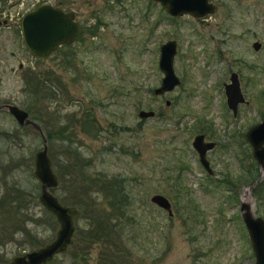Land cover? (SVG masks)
Masks as SVG:
<instances>
[{
	"label": "rangeland",
	"instance_id": "obj_1",
	"mask_svg": "<svg viewBox=\"0 0 264 264\" xmlns=\"http://www.w3.org/2000/svg\"><path fill=\"white\" fill-rule=\"evenodd\" d=\"M209 1L214 11L195 18L173 17L155 0H0L6 20L0 24V104L15 103L45 126L68 124L84 164L71 168L74 155L58 139L47 140L61 172L53 193L80 208L72 244L51 264H254L240 203L248 196L245 202L264 218V167L244 136L264 116V0ZM41 2L73 10L81 25L73 43L43 58L27 49L19 25ZM167 39L176 40L173 66L181 81L156 95L160 44ZM231 72L245 98L235 116L223 84ZM33 75L49 95L30 93ZM140 109L155 113L140 118ZM86 112L94 130L82 129ZM19 126L2 107L0 201L7 185L25 177L28 161L33 168L43 144L38 130ZM198 132L215 143L206 152L211 173L191 144ZM248 172L253 180L238 179ZM84 173L120 179L124 187L120 209H112L102 191L93 193L97 211L112 212L103 229L88 191L75 193ZM229 178L232 187L223 181ZM33 182L40 185L36 177ZM154 193L169 199L171 214L150 200ZM28 207L35 222L15 230L20 212L12 215L11 203H0V264L56 234L58 223L38 198Z\"/></svg>",
	"mask_w": 264,
	"mask_h": 264
},
{
	"label": "water",
	"instance_id": "obj_2",
	"mask_svg": "<svg viewBox=\"0 0 264 264\" xmlns=\"http://www.w3.org/2000/svg\"><path fill=\"white\" fill-rule=\"evenodd\" d=\"M171 16L176 17L185 13L191 14L195 18H203L215 9L213 2L209 0H155ZM20 32L22 40L27 49L36 57L43 58L49 56L63 44L73 43L81 32V25L75 19L73 11L64 10L60 6L48 2H41L34 8L27 10L20 18ZM255 49L261 45L260 41L252 43ZM176 52V40L167 39L160 44V54L158 65L163 72L159 85L152 89L156 95H162L174 89L181 81L175 73L173 58ZM21 67L22 64L20 63ZM224 91L227 106L232 110L233 115L237 113V106L244 102L245 98L240 88L239 79L236 72H231L228 82H224ZM166 104L170 103L166 99ZM5 107L15 118L20 126H30L38 130L43 138L42 147L34 153L33 175L40 182V192L38 199L42 206L53 215L58 223L56 234L52 240L41 246L32 248L22 254L14 255L9 264H51L54 256L63 253L72 241L75 233V218L80 214L77 205H67L62 203L58 196L53 193V189L59 185V178L52 166V160L48 153L47 137L39 123L33 120L29 112L15 103L0 104V109ZM152 109L138 110L140 118L154 115ZM245 139L252 146V155L258 165L264 167V116L251 126L244 134ZM193 148L198 153V158L203 167L209 172L212 169L206 152L214 146V141L204 140V135L198 132L194 135ZM150 200L158 206L172 213L169 199L161 194L154 193ZM240 215L248 232L252 251L254 254V264H264V218L255 214L245 201L240 203Z\"/></svg>",
	"mask_w": 264,
	"mask_h": 264
},
{
	"label": "trees",
	"instance_id": "obj_3",
	"mask_svg": "<svg viewBox=\"0 0 264 264\" xmlns=\"http://www.w3.org/2000/svg\"><path fill=\"white\" fill-rule=\"evenodd\" d=\"M100 20H98V23ZM88 32L95 33V28L94 27H88L87 28ZM64 46H68L69 44H63ZM62 46V45H61ZM29 83L31 84V90L30 93L34 95L36 92H44L46 94H50V89L47 88L48 86H45L41 83V80L37 76H31ZM29 111V110H28ZM31 118L35 120L37 123L38 120L36 116L32 112H29ZM85 117L82 119L81 126L84 131H91L95 129V123L94 119L91 116H88L89 114L86 112ZM41 127L43 128L44 134L47 137V140L53 143V140L58 139L62 146L64 147L63 150H65L68 153H71L74 155V160L69 162V166L72 168L74 167L75 169L77 167H82L84 164L80 160L79 156L80 153L78 152L77 148L73 145V139L72 137V130H69V125L66 123H62L61 120H59L58 126L57 127H50V126H45L39 123ZM26 126H19V128L25 129ZM30 127V126H28ZM99 128V126H98ZM35 129V128H34ZM0 134H5L4 132L0 131ZM13 159V158H12ZM11 159V160H12ZM52 160V166L57 175H59L61 172L57 170V160L54 157H51ZM27 167L24 168V173L25 177H22V179L18 181H14L12 184L7 185V191L3 194L1 198V202L3 201H8L11 203L12 210V215L16 214L17 212H20V216L16 218L14 216V221H15V230L20 229V227L24 228L26 223L28 222H33L34 221V216L32 213L29 211V203L33 200L38 198L39 192H40V185L38 182H33V178L35 176L32 173V164L31 160L30 162L28 161ZM82 165V166H81ZM80 172H82L81 169H79ZM238 179H245V180H253L254 178L252 177V172H248L245 176L240 175ZM223 181L226 183V185L232 187L233 186V180L231 178L224 180ZM76 182V180H75ZM77 189L75 193H78V191H88L89 193V198H92L91 204L93 205L94 211H96L97 214V221H98V226L101 227L102 229L105 228L108 225V221L112 217V212L105 213V211H102L101 208L100 211H97V206L96 205V197L94 194H99L100 191L103 192L104 198L108 201V204L111 206L112 209L117 208L120 209L123 204H122V195H123V185L121 183L120 179L117 178H104V176H90L88 174H82V176L78 179L76 183ZM39 201V199H38ZM89 202V201H88ZM40 203V201H39ZM90 203V202H89ZM117 204V205H116ZM91 205V206H92ZM78 206V205H77ZM115 206V207H114ZM44 207V206H43ZM123 207V206H122ZM98 209V210H99ZM47 215L51 218L54 219L53 215L50 214L47 210H45ZM35 222V221H34ZM30 237V236H29ZM28 237V242L30 244H34L33 239Z\"/></svg>",
	"mask_w": 264,
	"mask_h": 264
},
{
	"label": "flooded vegetation",
	"instance_id": "obj_4",
	"mask_svg": "<svg viewBox=\"0 0 264 264\" xmlns=\"http://www.w3.org/2000/svg\"><path fill=\"white\" fill-rule=\"evenodd\" d=\"M10 1H12V0H10ZM57 6V5H56ZM64 10H67V9H65V8H63ZM0 11H1V9H0ZM67 11H70V10H67ZM71 11H73V10H71ZM74 12V11H73ZM75 13V12H74ZM5 24L6 23V20L4 19V18H1V13H0V24ZM78 217V216H77ZM76 217V218H77ZM77 233V227H76V225H75V233L73 234V236H72V241H71V243L68 245V247L72 244V242H73V238H74V236H75V234ZM67 247V248H68ZM67 250V249H66ZM65 250V251H66ZM64 251V252H65ZM60 254V253H59ZM58 254H56L55 256H54V259H55V257L57 256ZM54 259H53V261H54Z\"/></svg>",
	"mask_w": 264,
	"mask_h": 264
},
{
	"label": "bare ground",
	"instance_id": "obj_5",
	"mask_svg": "<svg viewBox=\"0 0 264 264\" xmlns=\"http://www.w3.org/2000/svg\"><path fill=\"white\" fill-rule=\"evenodd\" d=\"M243 199H244V201L248 200V196H247V198H243Z\"/></svg>",
	"mask_w": 264,
	"mask_h": 264
}]
</instances>
